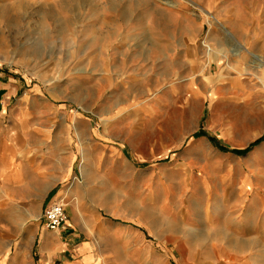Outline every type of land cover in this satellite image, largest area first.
I'll return each instance as SVG.
<instances>
[{
    "label": "rangeland",
    "instance_id": "rangeland-1",
    "mask_svg": "<svg viewBox=\"0 0 264 264\" xmlns=\"http://www.w3.org/2000/svg\"><path fill=\"white\" fill-rule=\"evenodd\" d=\"M2 74L105 264H264V141L196 136L264 135V0H0Z\"/></svg>",
    "mask_w": 264,
    "mask_h": 264
},
{
    "label": "crops",
    "instance_id": "crops-1",
    "mask_svg": "<svg viewBox=\"0 0 264 264\" xmlns=\"http://www.w3.org/2000/svg\"><path fill=\"white\" fill-rule=\"evenodd\" d=\"M6 77L0 75L1 97L6 95L7 88L13 87ZM7 83L9 87H5ZM44 147L48 149L43 150ZM71 173L72 159L54 155L52 135L46 129H28L27 120L21 115L6 125L0 102V264L105 262L99 255L103 251L92 244L95 229L90 216L74 214L55 232L43 224L45 208L63 203L59 199L60 186ZM39 214L43 229L29 224Z\"/></svg>",
    "mask_w": 264,
    "mask_h": 264
},
{
    "label": "built area",
    "instance_id": "built-area-1",
    "mask_svg": "<svg viewBox=\"0 0 264 264\" xmlns=\"http://www.w3.org/2000/svg\"><path fill=\"white\" fill-rule=\"evenodd\" d=\"M43 224L49 231L60 230L67 223L66 209L63 203H55L45 208L43 212Z\"/></svg>",
    "mask_w": 264,
    "mask_h": 264
},
{
    "label": "trees",
    "instance_id": "trees-1",
    "mask_svg": "<svg viewBox=\"0 0 264 264\" xmlns=\"http://www.w3.org/2000/svg\"><path fill=\"white\" fill-rule=\"evenodd\" d=\"M197 137H200V136H206L209 140V142L215 146L216 148H218L220 151L222 152H231L233 153L234 155L236 156H245L247 155L248 153H250L253 148H255L256 146L260 145L263 141H264V135L259 138L258 140H256L255 142L251 143L248 147H246L245 149H242V150H229L228 147L224 146L221 144L220 141H218L217 138L215 137H211L209 135H206V133L202 130L200 131L199 133L196 134Z\"/></svg>",
    "mask_w": 264,
    "mask_h": 264
},
{
    "label": "bare ground",
    "instance_id": "bare-ground-1",
    "mask_svg": "<svg viewBox=\"0 0 264 264\" xmlns=\"http://www.w3.org/2000/svg\"><path fill=\"white\" fill-rule=\"evenodd\" d=\"M221 209H222V207H219V208H218V211L221 210Z\"/></svg>",
    "mask_w": 264,
    "mask_h": 264
}]
</instances>
